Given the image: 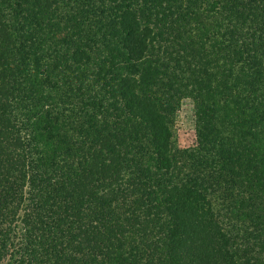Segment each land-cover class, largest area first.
<instances>
[{"label":"trees","instance_id":"obj_1","mask_svg":"<svg viewBox=\"0 0 264 264\" xmlns=\"http://www.w3.org/2000/svg\"><path fill=\"white\" fill-rule=\"evenodd\" d=\"M0 264H264V0H0Z\"/></svg>","mask_w":264,"mask_h":264},{"label":"rangeland","instance_id":"obj_2","mask_svg":"<svg viewBox=\"0 0 264 264\" xmlns=\"http://www.w3.org/2000/svg\"><path fill=\"white\" fill-rule=\"evenodd\" d=\"M190 101H185L176 125V142L180 149H189L196 145V131L193 123Z\"/></svg>","mask_w":264,"mask_h":264}]
</instances>
